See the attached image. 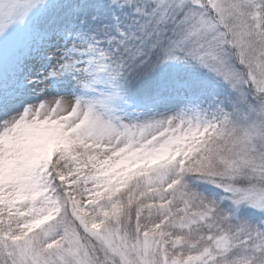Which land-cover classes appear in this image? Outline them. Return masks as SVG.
I'll return each instance as SVG.
<instances>
[{
  "label": "snow or ice",
  "instance_id": "1",
  "mask_svg": "<svg viewBox=\"0 0 264 264\" xmlns=\"http://www.w3.org/2000/svg\"><path fill=\"white\" fill-rule=\"evenodd\" d=\"M0 264H264V0H0Z\"/></svg>",
  "mask_w": 264,
  "mask_h": 264
}]
</instances>
